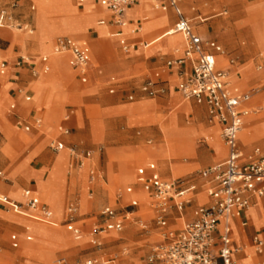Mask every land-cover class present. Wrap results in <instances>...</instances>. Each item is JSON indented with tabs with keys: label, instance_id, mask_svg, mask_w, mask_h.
Listing matches in <instances>:
<instances>
[{
	"label": "crops",
	"instance_id": "obj_1",
	"mask_svg": "<svg viewBox=\"0 0 264 264\" xmlns=\"http://www.w3.org/2000/svg\"><path fill=\"white\" fill-rule=\"evenodd\" d=\"M34 1L35 0H0L1 5H8L10 3H15L16 5V8L9 12L10 17H11L10 20L7 22L4 20L3 22L6 25H0V63H4V68L0 69V71H4L3 74L0 73V75H4V77L1 78L0 80V82L4 86L3 88L4 91L1 90L2 86L0 83V93L4 92L6 97L8 98V101L5 103V108L2 113V116H0V133L7 131L6 134H9L8 138H11L9 139L8 143H4V146L0 148V195L6 197V199L8 200H13L16 203H22L23 201L19 202L15 199L10 198L7 195L8 192L18 191L20 193V197L22 198V200H24L25 198L33 199L36 203L46 206L51 215L49 219H44L34 211H29L24 208L20 210H16L14 208H10L6 202H2V201H0V213H3L5 212L6 209H8L7 212H9L10 214L18 218H23V219H27L35 223L43 224L45 226H48L49 228H55L57 226V223L55 222L56 216H54V214L52 213V211L50 210L47 204L43 202H38L35 198H33L32 193L36 195L39 194V192H37L35 187L39 186L41 183H44L49 170L52 168V165L55 161V158L58 152H54L56 153V155L53 157L49 156L48 154L44 155V158H46V160L48 161L51 160L50 166L47 169L45 168L44 159H41V160L38 159L36 162H34L33 166H30L29 165L30 160L36 157L35 155L37 153L39 146L42 144L44 140H46L49 137H53L55 142L61 144L62 146H66L68 144V141L72 139V137H69L68 135V133H70L72 130H73L72 135H76L78 133L77 134L78 138L83 140L86 143V145L93 147L94 144H98V143L100 144L104 140H106V138L102 134L103 133L102 132L103 131L102 122L96 119L99 116H104V118L112 117L114 119V123L119 124L122 127V129H124L125 131H129L133 128H143V127H135V126H131V127L126 126L124 123L125 118H126L127 108L130 106H134L136 104H139V105L134 107V109L132 110L133 114L140 113V112H142L143 114H146L150 111L149 106L147 104H142V103H145V102L152 103L154 112H156V107L158 105L163 104L164 106L161 105L162 107H174L173 110L168 113H171V112L175 113L176 117L179 118L182 122H183L182 114H184L186 118L190 116V121H192V124L183 123L184 125L197 126L199 123H202L204 125H208L209 127H212V128L214 127L208 132L210 143H213L216 146L219 145L220 147L218 139L215 135V132H216L218 136V131L220 130V127H221L220 124L219 123L208 124L206 122V113H205L204 106L197 105L193 103L192 101L184 100L186 102H180L179 97L181 96L176 88V78H175L174 71L171 69H167L165 67L166 61L175 59L180 56V55L174 56L172 55V53L174 49L180 48L181 45H183V38L181 39L182 36H180L179 33L171 32L173 24L176 21V16L173 10L171 9V7L168 6V3L166 0H154V1L150 0L151 1L150 6L144 0H133L132 4L124 9L123 22L126 21L128 23V26L122 29H127V32L132 33L133 35L130 37L123 35L122 29H121L122 26H115L111 23L110 12L106 10L105 8L101 7L98 3V0H92V3L93 5L96 6V12L100 15L93 13V17H92V12L88 8L85 10V14L83 15L84 17L78 15L77 10H81L83 7L82 0H78V1L77 0H66V2H70L73 5H75L77 10L67 9L63 13V16L61 18L62 21H58L57 23L52 24L53 25L52 28L54 30L57 29L58 28L57 26L59 25L76 26L79 23H83V22L89 23V24L96 23V26L98 28H106V32L110 40L108 41V46L106 48V51H104V55H103L101 62H97L93 58L92 49L90 47V44L87 41H84L82 39H78L72 36H68V35H56L53 38L50 48H51L52 53L58 56L60 59L54 65V68L52 71L54 74L53 78L55 79V82L53 83L54 88L52 89V92L53 94L57 95V97H60L61 100H60V103L52 101L51 103L48 104L46 108L36 106V102L33 101L32 99L33 91L31 90V86H30L39 76L46 75L51 71L49 58L47 55L43 53L46 51V47H39L41 45L39 41L35 42V41L30 40L35 34L34 13L36 12V10L34 6L35 4ZM210 1L212 3H216L215 0H210ZM176 2H177V7L182 17L189 23L191 27V31L201 41H205L202 39V37H204L206 34V26L200 25L196 27V31H195L194 27L190 24V21L186 18L185 14L182 11V7L184 8L186 6V3L188 2L194 3L195 5L202 7V0H176ZM235 3H236V0L232 3V5L236 7ZM136 6L143 7L142 9L143 12H140L138 16L134 12L131 13L132 10L136 8ZM147 7H150V8H147ZM162 7H164L165 9L163 10ZM237 9L238 8L236 7V13H237L236 16H234L233 11L231 10L233 13L232 22H233V26L241 31V36L246 40L245 48L238 47L236 51H234L232 54H227L222 50V47L218 45L216 42L212 40H208V41L213 42L216 45H218L221 50L220 53L214 55L215 68L218 70L225 71L227 73H233L237 79H241L243 76L242 85H240L238 89H235V90L231 89V90H232V93L236 95L243 94V93H250V97L248 101L243 104V108L246 110V114L244 117H246L249 114H260L262 112L261 108L253 109L251 106V102H255V100L260 99V98L255 97L251 100V97H252V94H255L259 91H264V46L263 48L258 47L256 43V37L254 34L256 32L257 34H260L262 38H264V29H263V23H262L263 21L262 17L264 16V0H260L259 2H256L252 5H248L244 7L241 11L240 10L238 11ZM126 10H127V13H126L127 19L125 17ZM190 12H191L190 14L194 12L195 15H197V11L193 8L190 9ZM149 13L159 14V17H157L156 19L157 20L160 19L161 21H163V15H165L167 24L163 27H160L158 31L169 29V31L165 32L163 36V39H164L163 41L167 47H163L162 45H160V46L155 47L154 49H149L148 48L149 43L147 42L140 43L142 44L143 49H146V48L149 49L148 53L147 51H145L144 53H142V57H139L136 55L133 56L130 53L133 50V47L135 45L133 41L139 38H143V37L150 38L151 35L155 31H157V30L150 31L143 37L137 34L139 32L141 22L145 21L144 19H146ZM222 14L225 15V13H222ZM198 18L201 22L207 20V18L204 20V19H201L199 16L194 17V19H198ZM38 19L40 23V31L46 30L47 25H45L44 16L38 13ZM7 24H10L11 26H8ZM132 26H134V29L132 28ZM24 27H26L25 28L26 30L30 29L31 32L27 33V31L24 30ZM200 28H202V32H203L201 36L199 33ZM217 28L218 27L215 26L216 30ZM85 31H86L85 36L87 37L88 40H93L96 38L97 33L91 27H87ZM17 32L22 33L25 36V38L20 37ZM173 34H176V35H173ZM177 35L180 37V41L176 40L172 44H177V43H180V44L171 49L170 47L172 45L169 46V43L166 37L167 36L174 37ZM19 37L22 39L18 41ZM56 38H68V39L73 40L76 43L84 44L88 48L89 59H88L87 67L85 70V75H84L85 81L84 82L80 81L78 70L70 66L69 54L68 53H56L54 51L53 41ZM156 39H157L156 37L152 36L153 41ZM115 43H117L120 51L122 52L124 56L119 58L114 53V62L105 63L104 62L105 57L109 53L110 49H112L113 44ZM123 46L126 47L125 50H123ZM158 48H162L163 50H160V49L157 50ZM245 52L252 55L249 59L252 61V64L254 65V70L251 67L252 64L251 65L248 64L249 63L248 58L247 56L244 55ZM154 54L160 57H168V58L165 59L160 65L156 67H154L156 64V60L149 63L148 67H145V66L141 67L140 60L143 59V62H144L146 61L145 58L147 56L154 55ZM219 56H223V58L226 61V65H223V67H218L217 57ZM42 58L45 59L44 62H42ZM91 60H92V63H91ZM90 63H91V66H90ZM44 67L47 68L45 72L43 71ZM144 67L147 68L148 70H152L154 68V71H152L146 78H144L141 81V83L138 86V93L144 95L141 91V87L143 83L146 81H153L156 83L154 88L155 89L162 88L164 90V93L161 95L152 97V98H149V97L148 98L149 99L160 98V99L157 100V102L156 101L152 102V100L143 101L141 98L133 100V95L129 94L126 97L127 100L124 102H121L119 99V96L114 97V102L107 101L104 104V106H102L101 108L102 110L94 114L92 118H90L89 122L86 124V127L83 128L82 113L76 106L72 105L73 103L76 102V99L75 98L73 99V97H69L64 91V88L72 80V78H74L81 85L86 84L87 81L90 79L92 84L89 86L88 91H91L95 88L96 81L97 82L104 81L109 76H112V75L117 80L118 79L125 80L122 83H118L113 77L108 78L107 94H112L114 91V88H119L120 90L124 89L125 91L134 89L135 81L133 80V77L136 74L140 73ZM67 69L71 71V74L68 73ZM251 87H255V89H250L249 92H242ZM38 96H40L39 92L37 94V99H36L37 101L38 99H40V97ZM24 97H27L28 100L25 101ZM89 101L91 100H87L88 103ZM10 102L12 103L9 104L8 107H6L7 104ZM21 103L23 104L22 106L20 105ZM187 104L190 105L189 110H190V107L199 108L200 112L198 109L197 110L198 113L194 114L195 117L191 114L187 116L185 111L182 110L183 106ZM15 110H17L19 113L24 112L25 115L15 114L14 113ZM51 110L52 112L53 111H56V113L58 112V115L60 114V117L65 115L67 112L71 111L73 112L75 117L63 123L56 121V119L49 120L48 118L50 116ZM200 113H201V116H200ZM6 114H10L12 116V118L14 119L15 127H17L20 130V132L23 133V135L28 137L30 141V143L27 145V150L24 152V154L18 161H16L14 156L8 153L10 149L7 148V146L14 144L16 148L23 147L24 145H26V142H24V139L22 138L16 139L12 137V135L8 132V130H6L3 124V120L6 117ZM156 114L158 113L156 112ZM166 115H161V116H166ZM199 116L200 118H198ZM244 117H243V122H244ZM36 118L41 120V123H42L41 128L39 130L32 129L28 133L23 132L20 127V124L32 125V121ZM246 120L247 118H245V121ZM91 122H95L97 123V126L100 125L101 127V141L100 142H97L94 139ZM243 122H242V125H243L242 132L244 130ZM149 125L150 124H148L147 126ZM43 127H45L46 131L43 130ZM156 131H157V137L153 145L160 143L159 141H160L161 134H159L157 130V126H156ZM183 132L191 133V130H183ZM210 132L212 134H209ZM242 132L239 135V141H240V136L242 135ZM171 136L172 135L170 132L167 133L165 135V144L157 148L150 149V150H142L141 148L138 151V153L134 156L136 158L142 159V161H140V164H138L139 166L136 167L133 174L130 173L129 169L131 165L127 164L128 159L119 160V157H120L119 153L122 149V146L112 147L107 143V146L105 148V155L107 156V158H109V156L114 154V158L118 160L114 161V163H111L105 158L102 163V168H101L102 172L99 171V167L97 165L95 166L91 165L94 158H99L101 149L96 148L92 150L91 149L83 150L81 159L88 160V167L86 170V180L89 185V188L87 189V194L89 196H92V198L95 199V201L90 205L86 213L82 215H79L77 213L76 221L74 223L75 227L79 229V234L77 236L71 234L70 232H67L64 229L71 236L74 242H78L81 239V235L83 232V223H81L82 221L93 218L94 219L93 228L96 225L99 226L97 213L95 215H91L89 214V211L95 210L97 207L100 206L101 203H105L108 201L109 194L106 191V187L115 186V185L113 186L112 182L109 180V177L111 176L120 177L122 176V173L125 172L124 170H126V172L130 173V175L132 176L133 182L131 184L116 183V185L126 184V187L124 189L130 187L132 191L131 193L123 192L120 199H116L115 195L113 194L112 195L113 205L112 206L109 205V201H108L102 207H100V209L104 207H113L118 212L122 213V207L126 206L130 201H135V206L131 208L132 210L131 215L127 217L126 219H123V228L120 232L110 231V232L102 233L98 235L92 234L93 240L89 241V243H91L92 248L97 249V250L90 252L88 254L90 257L85 260H96V261H101V262L110 261L109 262L110 264H140V262H138L139 259L137 258L138 253L140 252L135 251L136 244L139 242L138 240H135L134 242H129V241L127 242L133 245L134 253H132L130 256L126 258H121L122 255H127L126 248L124 247L120 249V253H121L120 256L109 257L105 260H102L101 256L107 254L110 250H114V248L117 247L114 245V241L115 240L121 241L122 238L124 237L122 235H124L128 229L132 230V233L131 235L125 236V237H132L133 235L138 233V232H135L136 229L134 227L129 226L130 218H132V215L135 212H137L139 209H146L147 206L150 208L151 198L148 193L142 190V184L148 180V177L151 174H156L163 181H168V182L185 181L186 183H193L196 185L195 194L192 196L189 202L183 206L181 212L176 211L174 208H171L168 211L166 215L167 225L164 229H161L155 225L157 229L159 230V232H161L160 235L165 230H179L182 227L184 222H188L193 219V211L197 207L209 205V203L211 202V199L203 193V183L198 177L194 176V173L200 168L202 169L198 170V172L204 169H208L214 165L222 163L226 157L225 147H224V155L222 157H216L215 151L211 148L210 144L207 143L206 139L197 137L193 141V155L189 159L180 160L181 163H185L187 164V166L191 167L190 172H188L187 174L181 177L171 178L170 173L161 171L160 167L156 164L155 161H152L150 159H143L142 157L144 154L147 153V151H152V150L157 151V150L165 149V147L169 144ZM262 136L264 137V134ZM255 138L256 136H254V138L248 144H244L243 142L240 141V145H239L238 136H237V146L244 155H246L247 153L250 154L254 149H257V148H254L250 151L251 144L253 142H256L254 141ZM136 141L137 140H134V142ZM199 141H201L202 143L201 145H197ZM122 142H123L122 138L118 137L117 143L123 144ZM257 143L262 149V153H259L258 156L261 158H264V148L260 145L259 142ZM147 144H149V142H147ZM4 149L6 151V155L13 157V163L7 170H6V167L9 165V161H7L4 158V155H5ZM257 150L259 151V149ZM200 151L205 152L208 155L207 160L204 162L199 161ZM134 156H132V158L130 159H133ZM66 157H70V156L66 155L62 161V164L59 163V165L61 164L60 166H62V168L64 169L63 182H60L56 176L52 180V185L54 187L53 189L56 190L57 192H60L59 198L61 199V204H62L63 197H64V190L66 188L69 190L76 191L77 200L79 198V193L81 191V186H79L78 183L76 185H71L70 183V178L72 176H76V170L79 167H81V164H82L81 159L78 162L75 158L73 159L71 157L70 158L71 162L69 163L70 172H68V171H65L66 169L64 167L65 160L67 159ZM73 160H74V167L72 169L71 165H72ZM171 162L173 163V161ZM20 165H25L26 169L30 172L31 175L28 180H26L22 176V174L16 175L14 178L11 177V173ZM138 170H142L141 175L137 173ZM90 171H93L94 173V179L92 182L88 181V174ZM99 180L102 181L103 183L102 186L104 187V189L98 186ZM6 181H9L10 184H5L4 182ZM23 183H26V185H28V188L21 189V187H23ZM136 192H142L146 195L147 200L143 204H140L138 202V199L135 194ZM151 213H152L151 220L154 222L153 220L154 215H153L152 209H151ZM179 218L183 219L182 225L180 228L175 229V225H176L175 221ZM1 221H2V224L4 225H0V227L5 229L6 223H4V219ZM14 225H17V224H14ZM17 226H21V225H17ZM230 226H231L230 237L232 241L231 248H236V247L242 248V252L239 254H234L233 258L239 261L244 260L246 258L245 251L247 249H250L251 255H250L249 262L255 261V260H263L264 259V192L261 197L254 196V195L249 196L248 209L239 211L237 216H233L230 220ZM63 227H64V224H63ZM112 234L117 235L119 237L115 238L113 241L106 242L107 239H110V235ZM11 235H14L16 237V243H17L16 248H12L10 245L9 238ZM54 235L55 237L53 240L51 239L47 240L46 242L47 249H51V251L53 252L61 248L64 244L68 245V241L64 240L63 239L64 237L56 235L55 233ZM20 236L22 237V235H19L18 237L16 234H10L8 236V244L11 250L19 249L21 245ZM254 236L258 237L259 239L263 241L262 252L259 255L254 254L252 251V248L250 247V240ZM26 237H30V240H26ZM22 240L26 243H29L31 241V236L24 235V237H22ZM1 241L2 240H0V251H3L1 249L2 247ZM92 241H95L97 244H99V246L92 245ZM111 243L113 244L111 245ZM161 243H163L162 236H160V240L156 241L154 244L158 245ZM122 249H124L125 251L122 252ZM4 252L10 253L8 251H3L1 252V257H2V253ZM70 252L67 254H70ZM10 254L13 255L12 260L16 258L24 259L26 264L30 263L31 260H35V259L30 258L26 261V259L24 257L19 256L17 252L10 253ZM3 257L5 258V260H7L6 255H4ZM59 259H64V258L62 257L58 258L57 260H55V264H57V261ZM11 261H9V263ZM68 264H73V263H68Z\"/></svg>",
	"mask_w": 264,
	"mask_h": 264
},
{
	"label": "rangeland",
	"instance_id": "obj_2",
	"mask_svg": "<svg viewBox=\"0 0 264 264\" xmlns=\"http://www.w3.org/2000/svg\"><path fill=\"white\" fill-rule=\"evenodd\" d=\"M65 1V2H64ZM78 1V0H77ZM149 6H150V0H144ZM219 1V2H218ZM235 0H215L216 3H212L210 0H202V7H199L195 5L194 3H186V6L183 8L182 11L185 14L186 18L190 21V24L194 27V30L196 31V27L200 25H205L206 26V34L204 37H202L203 40L208 41L212 40L216 42L218 45L222 47V50L227 53V54H232L238 47H243L245 48L246 46V40L241 36V31L237 29L236 27L233 26V13L234 16L237 15L236 13V7L238 8L237 10L241 11L244 7L248 5H252L256 2H259L260 0H236V7L232 5V3ZM238 1V2H237ZM35 10L36 12L34 13V25H35V34L30 39L31 41L35 42H40L41 45L39 47H46V51L43 52L45 55L48 56L49 62H50V72L46 75H41L39 76L30 86L31 90L33 91V101L36 102L37 107H47L49 103L52 101H55L57 103H60L61 98L57 97V95L53 94L52 89L53 83L55 82V79L53 78V68L54 65L57 63V61L60 59L58 56L52 53L51 51V42L53 38L56 35H68L72 36L78 39H82L84 41H87L90 44V47L92 49L93 53V58L97 62H101L104 51H106V48L108 46V41L110 40L106 28H98L96 26V23L89 24V23H79L76 26H65V25H59L57 26V29L52 28V24L57 23L58 21H62V16L63 13L67 9H73L77 10L76 6L73 5L70 2H66V0H35ZM230 5H228L227 3ZM82 9L77 10L78 15L84 17L83 15L85 14V10L88 8L92 12V17L93 13H96V6L93 5L92 0H82ZM240 6V8H239ZM37 7V9H36ZM198 7V8H196ZM231 7V9H230ZM243 7V8H241ZM142 6H136L134 10H132L131 13H136L138 16L139 13L141 12ZM193 8L197 11V15L193 12L190 14V9ZM233 13H232V11ZM38 13H40L42 16H44V22L45 25H47V29L44 31H40V23L38 19ZM222 13H225L222 14ZM100 15V14H98ZM136 16V17H137ZM195 16H199L201 19H206V21L201 22L198 19H194ZM159 17V14L157 13H152L151 16H147L146 18L149 19L150 23L143 24V21L141 22V26L139 28V31L137 34L139 36H145L147 33L150 31H155L151 37H143L139 38L135 41L133 50L130 52L131 55H136L139 57H142V53L147 51L149 49H154L157 46L162 45L163 47H167L164 43V33L169 31V29H165L162 31H158L160 27H163L167 24L165 15H163V19L165 22L161 21L160 19H156ZM135 18V17H134ZM252 20V19H251ZM262 23H263V29H264V16L262 17ZM215 26H217V30L215 29ZM87 27H91L94 31H96L97 36L93 40H88L87 37L85 36V30ZM131 27V26H130ZM134 29V26H132ZM122 29V28H121ZM129 29V27H128ZM131 29V30H133ZM18 33V32H17ZM122 33L125 36H132V33L127 32V29H122ZM200 36L202 35V28L199 29ZM20 37L25 36L22 33H18ZM256 37V43L259 48H263L264 46V38L260 36V34H257L256 32L254 33ZM176 35V34H173ZM152 36L156 37V40H152ZM18 38V41L21 40L22 38ZM169 43V46L172 45L170 48L172 49L173 47L177 46L180 43L177 44H172L174 41L180 39L177 36L174 37H166ZM149 43L148 48L143 49L142 44L140 43ZM243 45V46H241ZM115 49V50H114ZM170 49V50H171ZM114 53L120 58L123 57L124 55L120 51L117 43L113 44L112 49H110L109 53L105 57L104 62L105 63H110L114 62ZM172 55L176 56L174 53ZM245 56L248 58V64L251 65L252 61L249 59L252 55L249 53L245 52ZM128 57V56H127ZM168 57H160L156 54L147 56L145 58L146 61L143 62V59L140 60L141 67L145 66L148 67L149 63L153 62L156 60V64L154 67L160 65L165 59ZM92 63V60H91ZM90 63V66H91ZM217 64L218 67H223V65H226V61L223 58V56L217 57ZM98 66V64H97ZM144 67V68H145ZM227 67V66H226ZM252 69L254 70V65H251ZM142 69V71L138 74H136L133 77V80L135 81V86L134 89H131L129 91L120 90L119 88H114V91L112 94H107V80L109 77L114 76H109L106 80L104 81H96L95 83V88L91 91H88L89 86L92 84L91 80L89 79L86 84H79L74 78L66 85L64 88L65 93L69 97H73V99H76V102L73 103L72 105L76 106L80 112L82 113V124L83 128L86 127V124L89 122L90 118L98 112H100L102 109V106L107 101H112L114 102V97H118L121 102L126 101V97L131 94L133 95V100L134 99H139L141 98L143 101H150L152 102L159 100L160 98H154V99H149L148 97L138 93V86L141 83V81L146 78L152 71H154V68L152 70H148L147 68ZM68 73L71 74V71L68 70ZM4 75H0V80L3 78ZM118 83H122L125 80H117L114 78ZM243 76L241 79H237L233 73H228L227 74V81L231 84V86L234 87H239L243 83ZM1 83V82H0ZM2 86V91H4V86L1 83ZM255 88L251 87L246 89L245 91H249L250 89ZM137 91V92H136ZM242 91V92H245ZM39 92L38 97L40 99H37V94ZM136 92V94H135ZM255 97H258L260 99L255 100V102H251V106L253 109L261 108L262 112L260 114H249L246 117H244V130L242 132V135L240 136V141L243 142L244 144H248L251 142V140L256 136L254 141L251 144L250 151L254 148L259 149L258 154L262 153V149L260 148L259 144L264 148V137L262 136L264 134V91H259L256 94H254L251 97V100ZM90 98V99H89ZM89 101V103L87 102ZM180 102H186L184 101L181 97H179ZM250 100V101H251ZM8 101V98L6 97L4 92L0 93V116H2V113L5 108V103ZM260 101V102H258ZM12 102L8 103L6 107H8L9 104ZM70 104V103H69ZM142 104H147L150 108V111L146 114H143L142 112L140 113H132V110L134 107H136L139 104H136L134 106H130L126 110V118H125V125L126 126H135V127H143V128H133L129 131H125L122 129V127L119 124L114 123V119L112 117H106L104 116H99L96 119L100 120L103 124V135L105 136L106 140H104L102 143L94 144L93 147L86 145V143L78 138V133L76 135L73 134V130L68 133L69 137H72L70 141H68V144L66 146H63V150L58 151V154L55 158V161L52 165V168L49 170L47 177L44 181V183H41L39 186L35 187L37 192H39L38 195L32 193V197L35 198L39 202H43L48 205L52 213L54 214L55 217V222L57 223V226L55 228H49L48 226H45L43 224L35 223L32 221H29L27 219L23 218H18L9 212H3L0 213V225L2 224V221L4 219V223H6L5 229L0 227V240L1 241V249L3 251H8L10 253L17 252V254L21 257H24L26 261L28 259H35L31 260L30 263L28 264H55V260L58 258L62 257L64 258L68 263H82L83 260L89 258L90 256L88 255L90 252L96 251L97 249L92 248L91 243L89 241L93 240V235H92V228L94 226V219H87L82 221L83 223V232L81 235V239L78 242H74L71 238V236L64 230L65 228L63 227V219H64V211L65 207L68 203L72 202L77 205V201L79 203V209H78V214L82 215L86 213L90 207V205L95 201V199L92 198V196H89L87 194V189L89 188L87 180H86V170L88 167V160L87 159H81L82 166L79 167L76 170V176H72L70 178V183L71 185H76L77 183L79 186H81V191L79 193V198L77 200V193L75 190H69L65 189L64 190V197L63 201L61 204V199L60 197V192H57L54 190L53 185H52V180L56 176L60 182H63L64 180V169L62 166V161L64 157L67 159L65 160L64 167L65 171L70 172L69 168V163L70 158L72 157L74 159V156H72L69 150H73L74 154L77 155H82L83 150L85 149H96L100 148V155L99 158H94L91 165H97L99 167V171L102 172V163L104 159L106 158L108 161L111 163H114V161L118 160L114 158V154L109 156L105 155V148L107 146V143L112 146H122V149L120 151V157L119 160H127V164L131 165L130 167V173H134V170L136 167H138L140 164V161L142 159L136 158L134 155L138 153V151L142 148V150H150L157 148L163 144H165V135L167 133H171V138L169 141V144L165 147L163 150H157V151H147L146 154H144L142 157L143 159H150L152 161H155L156 164L160 167L161 171L164 172H169L171 178H176V177H181L188 172H190L191 167L187 166L185 163H181L180 160H186L189 159L193 155V141L199 137L206 139L207 143L210 144L211 148L214 150L216 147L219 149L214 150L215 151V156L216 157H222L224 155V146L219 138V131H218V136L215 132V135L218 139L219 145H214L213 143H210L209 135L208 132L213 129L212 127H209L208 125H204L202 123H199L197 126H187L184 124H192V121H190V116L186 118L184 114H182V119L183 122L176 117L175 113L170 111L173 110L174 107H162L164 106L163 104H160L156 107V112L153 110V104L152 103H142ZM191 104V103H190ZM21 106L23 105L22 103L20 104ZM66 105V104H65ZM68 105V104H67ZM162 105V106H161ZM189 104L183 106L182 110L185 111L186 115L188 116L189 114L193 115L197 114V110L199 108H191L189 110ZM200 112V109H199ZM15 114L19 115H25L23 113H19L17 110L14 111ZM66 113V112H65ZM132 113V114H131ZM168 113V114H167ZM167 114V115H166ZM62 115V114H61ZM161 115H166V116H161ZM253 115V116H252ZM64 116V115H63ZM63 116L60 117V114L58 115V112L52 110L50 111V116L49 120L56 119V121L63 123ZM201 116V113H200ZM200 116L198 118H200ZM74 114L72 116L73 119ZM245 118L247 120L245 121ZM204 121V119H203ZM248 122V123H247ZM153 123V124H152ZM184 123V124H183ZM4 127L8 132L12 135L14 138H22L24 139V142H26V145L23 147H18L16 148L13 145L7 146L9 148V154L14 156L16 161H18L24 152L27 150V145L30 143L28 137L23 135V133L20 132V130L15 127L14 125V119L10 114H6V117L3 120ZM150 124L149 126H147ZM159 134H161L160 137V143L153 145L156 141L157 137V131H156V126ZM92 125V132L94 134V139L97 142L101 141V127L100 125L97 126V123L91 122ZM147 126V127H145ZM43 130L46 131L45 127H43ZM183 130H191V133H184ZM7 132V131H6ZM6 132H1L0 133V148L4 146V143H8L9 139V134H6ZM255 132V133H254ZM249 133L247 136V141L245 142V138L243 137V134ZM209 134H212L211 132ZM120 137L122 138V143H117V138ZM134 140H137L134 142ZM54 141L53 137H49L46 140L42 142V144L39 146L36 157L34 159L30 160L29 165L33 166L34 162H36L38 159H44L45 161V168L47 169L50 166L51 160H46L44 158L45 154H48L49 156L53 157L56 155L50 148L49 145ZM239 141V140H238ZM239 141V145H240ZM149 142V144H147ZM201 141L197 143V145H201ZM152 145V146H150ZM13 146V147H12ZM149 146V147H147ZM223 147V148H222ZM4 158L9 161V165L6 167V170L11 166L13 163V157H10L9 155H6V151L4 149ZM249 155L247 153L245 156ZM133 159H130L132 158ZM208 158V155L205 152L200 151L199 153V161H206ZM173 161V163L171 162ZM59 163H61L59 165ZM84 164V166H83ZM135 164V165H134ZM134 165V166H133ZM60 166V167H58ZM72 169L74 167V160L72 161L71 165ZM202 169V168H200ZM198 169V170H200ZM26 169L25 165H20L18 166L12 173L11 177L14 178L16 175L22 174V176L28 180L30 178V172ZM198 170L194 173L195 177H198ZM125 172L122 173V176L120 177H115L111 176L109 177V180L112 182L114 187H106V191L109 194V205H113L112 203V195L116 194L117 191H120L123 193L124 188L126 187V184H131L133 182L132 176L130 173H127L126 170ZM126 179V180H125ZM5 184H10L9 181L4 182ZM116 183H126L123 185H116ZM103 183L101 180L98 182V186L103 188L102 186ZM22 188H28V185L26 183H23ZM136 197L138 199V202L140 204H143L146 200L147 197L144 193L142 192H136ZM7 195L15 199L19 202H22V198L20 197V193L18 191H13V192H8ZM107 201V202H108ZM105 202V203H107ZM105 203H101L99 207H97L95 210L89 211V214L95 215L98 213L100 207H102ZM152 218V213L151 209L147 206L146 209H139L137 212H135L132 215V218H130V227H134L136 229L135 235L132 237H125L129 236L132 233V230H127L125 232L123 238L121 241H114V245L117 246L114 248V250H110L107 254L102 255L101 259L105 260L109 257H117L120 256V249L121 248H126L127 255H122L121 258H126L130 256L132 253H134V247L133 245L127 243L129 242H134L135 240H138L139 242L136 244V250L139 251L138 253V262L140 264H146V258L151 254V249L155 246V242L160 240V233L157 227L155 226V223L151 220ZM183 219L179 218L175 221V229L180 228L182 225ZM13 223V224H12ZM8 224V225H7ZM21 226H17V225ZM27 224H32L34 227V235L32 236L29 234L25 228ZM80 224V223H79ZM77 224V225H79ZM8 226V228H7ZM23 226V227H22ZM21 233V234H20ZM59 235L64 237V240L68 241V245L64 244L61 248H59L56 251H51V249H47L46 247V242L47 240L51 239L53 240L55 235ZM10 234H16L18 237L19 235H30L31 236V241L29 243H26L22 240V237L20 236V239L22 241L21 247L17 250H11L8 244V236ZM119 236L117 235H110V239H107L106 242L113 241L115 238ZM140 237V238H138ZM30 240V237H29ZM113 243H111L112 245ZM0 251V264H26L24 259H19L16 258L12 260L13 255L7 252L2 253L1 257V252ZM71 251V252H70ZM70 254H67L69 253ZM6 255L7 260L3 257ZM67 254V255H66ZM3 259V260H2ZM6 262H5V261ZM12 260V261H11ZM38 260V261H37ZM9 261H11L9 263ZM8 262V263H7Z\"/></svg>",
	"mask_w": 264,
	"mask_h": 264
},
{
	"label": "built area",
	"instance_id": "obj_3",
	"mask_svg": "<svg viewBox=\"0 0 264 264\" xmlns=\"http://www.w3.org/2000/svg\"><path fill=\"white\" fill-rule=\"evenodd\" d=\"M154 1V0H152ZM173 10L176 21L172 33H179L183 38V48L180 56L165 62V67L174 71L176 88L183 100L192 101L205 108L206 122L219 123V138L226 149V157L220 164L199 171L198 178L203 183V193L211 199L207 206H199L193 211V219L184 222L179 230H165L161 236L163 243L155 245L151 254L146 258L147 264H244L233 258L234 254L242 252L241 247L231 248L230 220L239 211L249 207V196L261 197L264 192V158L258 156L254 149L245 156L237 146V136L241 129L246 110L243 104L248 101L250 93L236 95L232 93L227 82V72L215 68L214 55L221 52L220 47L213 42L201 41L192 31L189 23L182 17L176 0H166ZM133 0H98L101 7L110 12L111 23L115 26L123 25L124 9ZM16 8L15 3L0 4V25H6L10 20L9 12ZM164 10L165 8L162 7ZM11 26L10 24H7ZM26 27H24V30ZM27 33L31 30L27 29ZM56 53H68L70 66L78 70L80 81H85V70L89 59L86 45L79 44L68 38H56L53 41ZM126 47L123 46V50ZM45 59L42 58V62ZM4 63H0V69ZM46 67L43 68L45 72ZM156 83L146 81L141 87L142 93L149 98L164 93L162 88L155 89ZM27 101L28 98L24 97ZM41 120L36 118L32 125L20 124L23 132L32 129L39 130ZM65 133V132H64ZM49 148L58 152L63 146L53 141ZM72 156L79 162L82 155ZM139 175L142 170H138ZM94 179L93 171L88 174V181ZM142 190L151 198L150 208L157 227H166V215L171 208L181 212L196 192V185L185 181H163L156 174H151L142 184ZM130 187L124 193H131ZM122 192L117 191L116 199H120ZM0 201L6 202L10 208H22L36 212L44 219H49L50 212L46 206L36 203L31 198H25L22 203H16L0 195ZM135 201H130L122 207V213L113 207H104L97 213L99 226L92 229L93 235L107 232H120L123 219L132 213ZM5 211H8L6 209ZM77 217V205L68 203L64 211V228L67 232L77 236L79 229L74 223ZM243 225V224H242ZM10 245L17 247L16 237L11 235ZM29 240V237H26ZM92 245L99 246L95 241ZM250 247L254 254L262 252L263 241L254 236L250 240ZM125 250L122 249V252ZM110 261L85 260L73 264H110ZM57 264H68L59 259ZM248 264H264L263 260L250 261Z\"/></svg>",
	"mask_w": 264,
	"mask_h": 264
},
{
	"label": "bare ground",
	"instance_id": "obj_4",
	"mask_svg": "<svg viewBox=\"0 0 264 264\" xmlns=\"http://www.w3.org/2000/svg\"><path fill=\"white\" fill-rule=\"evenodd\" d=\"M147 8H150V7H147ZM146 8V9H147ZM143 7L141 8V12H143ZM126 13H127V10L125 11V17H126V19H127V16H126ZM152 15V13H149L148 14V17L149 16H151ZM145 21H143V24H148V23H150V21H149V19L148 18H146V19H144ZM163 21H164V19H163ZM128 26V23L126 22V21H124L123 22V25H122V27L121 28H126ZM148 26V25H147ZM140 32V31H139ZM180 35V34H179ZM181 36V35H180ZM177 37L180 39V37L177 35ZM181 39H182V37H181ZM179 45V44H178ZM182 48H183V45H181V47L180 48H177V49H174V51H173V53L176 55V56H178V55H180V53H181V50H182ZM163 50L162 48H158L157 50ZM0 73L1 74H3L4 73V71H0ZM228 82V81H227ZM229 83V82H228ZM229 85H230V87H231V89L233 90H235V89H238V87H234V86H231V84L229 83ZM252 89H255V88H252ZM238 91V90H237ZM245 92H249V91H245ZM256 94V93H255ZM254 94H252V96H253ZM72 116H73V112H67L64 116H63V122H65V121H67V120H71V118H72ZM243 126V125H242ZM242 126H241V129H240V131H239V133H238V140H239V135H240V133L242 132ZM249 135V133H245V134H243V137L245 138V142L247 141V136ZM216 149H219V148H215L214 150H216ZM82 166V165H81ZM89 186V185H88ZM39 202V201H38ZM78 209H79V203H78V201H77V213H78ZM6 213H7V211H5ZM25 228H26V230L33 236L34 235V227H33V225L32 224H27L26 226H25ZM21 240V239H20ZM21 243H22V241H21ZM20 247H21V245H20ZM245 254H246V258L244 259V260H242L241 261V263H244V264H248L249 263V259H250V255H251V251H250V249H247L246 251H245Z\"/></svg>",
	"mask_w": 264,
	"mask_h": 264
}]
</instances>
